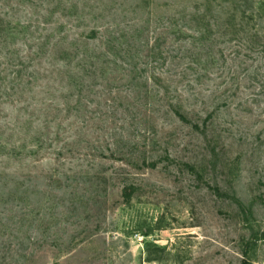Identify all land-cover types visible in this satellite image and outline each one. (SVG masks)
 I'll return each instance as SVG.
<instances>
[{
    "label": "rangeland",
    "instance_id": "obj_1",
    "mask_svg": "<svg viewBox=\"0 0 264 264\" xmlns=\"http://www.w3.org/2000/svg\"><path fill=\"white\" fill-rule=\"evenodd\" d=\"M204 8L0 0V264H264V56Z\"/></svg>",
    "mask_w": 264,
    "mask_h": 264
},
{
    "label": "trees",
    "instance_id": "obj_2",
    "mask_svg": "<svg viewBox=\"0 0 264 264\" xmlns=\"http://www.w3.org/2000/svg\"><path fill=\"white\" fill-rule=\"evenodd\" d=\"M205 8L196 11L193 15L192 21H206V19H212L214 23L213 27L219 29L224 28L225 33L232 32L235 36L244 35V39L246 41V49L250 52H254L255 50H261V54L264 56V0H203ZM210 28V25H207L206 29ZM232 30V31H231ZM234 30V31H233ZM95 34V31L92 33ZM111 49V48H110ZM64 55L72 56L69 51L63 50ZM78 52V51H77ZM77 52H74V57L77 58ZM62 54V53H61ZM81 61L80 67L87 66V60ZM264 59V58H263ZM13 64V62L11 63ZM28 63L24 62V65L18 63L15 71H13L14 80L11 84H15L16 81L20 80L26 82V86H30L31 83L30 78L31 75H28V68L26 67ZM18 70V71H17ZM29 78V79H28ZM175 116L179 119V121L185 125H191L192 121L185 116L180 111H175ZM195 129L199 130V126H193ZM155 168V165H152ZM188 170L191 173H195V170L188 166ZM213 191L218 195L222 196V192L220 188H213ZM136 189L134 186L125 187L122 191V199L124 203L129 205L133 197L135 195ZM249 248L250 245L247 244L245 248V252L243 253L244 260L242 264H251L249 261Z\"/></svg>",
    "mask_w": 264,
    "mask_h": 264
}]
</instances>
